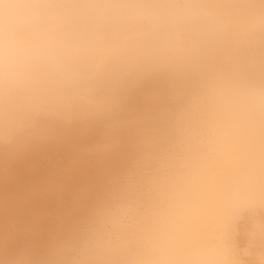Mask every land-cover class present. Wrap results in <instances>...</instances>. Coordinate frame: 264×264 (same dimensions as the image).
Masks as SVG:
<instances>
[{"label": "bare ground", "instance_id": "1", "mask_svg": "<svg viewBox=\"0 0 264 264\" xmlns=\"http://www.w3.org/2000/svg\"><path fill=\"white\" fill-rule=\"evenodd\" d=\"M0 264H264V0H0Z\"/></svg>", "mask_w": 264, "mask_h": 264}]
</instances>
